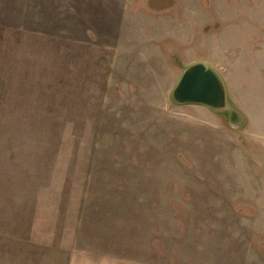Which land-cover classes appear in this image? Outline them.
<instances>
[{
	"label": "rangeland",
	"instance_id": "374dc122",
	"mask_svg": "<svg viewBox=\"0 0 264 264\" xmlns=\"http://www.w3.org/2000/svg\"><path fill=\"white\" fill-rule=\"evenodd\" d=\"M0 264H264V0H0Z\"/></svg>",
	"mask_w": 264,
	"mask_h": 264
},
{
	"label": "water",
	"instance_id": "95a60500",
	"mask_svg": "<svg viewBox=\"0 0 264 264\" xmlns=\"http://www.w3.org/2000/svg\"><path fill=\"white\" fill-rule=\"evenodd\" d=\"M172 98L180 104H198L223 110L228 107L227 91L220 73L208 62L189 65L172 91ZM236 112L231 113V121Z\"/></svg>",
	"mask_w": 264,
	"mask_h": 264
}]
</instances>
